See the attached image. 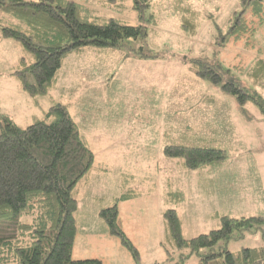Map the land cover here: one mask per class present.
<instances>
[{"label": "rangeland", "instance_id": "374dc122", "mask_svg": "<svg viewBox=\"0 0 264 264\" xmlns=\"http://www.w3.org/2000/svg\"><path fill=\"white\" fill-rule=\"evenodd\" d=\"M76 1L86 5L98 22L113 18L141 24L148 33L117 49L91 46L68 54L42 96L25 92L13 74L18 69L15 55L28 54L19 42L0 39V119L8 116L23 128L44 118L59 101L94 153L93 168L75 189V215L115 203L122 212L126 207L124 234L139 228L142 234L135 238L147 240L145 247L132 242L141 264L155 260L162 264L169 255H179L173 239L164 235L166 208H177L186 239L217 229L215 212L237 218L264 216V117L251 101L239 106L234 96L196 77L191 63L194 59L221 63L228 69L227 77L264 98V74L253 73L258 58L259 69L264 70V0H139L150 5L143 7L141 18L133 9L134 0ZM185 2L197 11L192 33L183 29L173 8ZM243 10L255 32L227 36L236 13ZM151 13L155 24L147 21ZM166 144L214 146L224 149L228 158L217 168L192 171L181 160L163 155ZM123 195L125 200L117 202ZM178 195L182 201L175 208ZM79 222L85 235L99 243L101 256L108 249L116 251L114 241L126 250L121 237L104 236L101 224L91 217ZM118 223L123 228L119 216ZM259 231L235 232L226 247L234 252L264 248ZM155 236L164 246L158 252L151 242ZM119 257L125 264L121 252ZM104 258L102 264H108ZM113 259L109 264H118Z\"/></svg>", "mask_w": 264, "mask_h": 264}, {"label": "trees", "instance_id": "16d2710c", "mask_svg": "<svg viewBox=\"0 0 264 264\" xmlns=\"http://www.w3.org/2000/svg\"><path fill=\"white\" fill-rule=\"evenodd\" d=\"M99 1L108 4L115 0ZM148 6L134 0L133 9L141 18L143 7ZM173 8L183 29L192 33L197 11L187 2ZM89 11L76 0H0V12L5 16L0 18V39L19 42L28 54L20 57L13 73L25 92L46 95L63 59L74 51L91 46L117 49L148 33L147 26L141 24H122L113 18L98 22ZM243 12L236 13L227 36L241 38L255 32ZM154 18L151 13L148 23L155 24ZM191 63L196 77L234 96L239 106L251 101L264 117V98L227 77L228 69L221 63L205 59ZM261 64L258 58L255 75L264 74L259 69ZM44 113V118L23 128L8 116L0 119V264H102L96 258L72 256L78 206L74 193L78 182L93 168L94 153L61 102H54ZM162 153L166 158L181 160L192 171L217 168L228 158L224 149L188 144H166ZM125 198L123 195L117 202ZM176 198L177 204L182 201L181 195ZM99 215L110 234L121 237L125 249L139 263L138 250L118 223L117 204L99 210ZM163 217L179 255H169L162 264H185L193 256L198 264H264L262 247H242L238 252L226 247L235 232L242 235L245 230H252L251 234L260 230L264 240V216L222 215L217 229L189 239L181 234L176 209L166 208Z\"/></svg>", "mask_w": 264, "mask_h": 264}, {"label": "crops", "instance_id": "0c3cea01", "mask_svg": "<svg viewBox=\"0 0 264 264\" xmlns=\"http://www.w3.org/2000/svg\"><path fill=\"white\" fill-rule=\"evenodd\" d=\"M19 59H20V56L19 55H15L14 62L16 64H18ZM121 201H124V200H121ZM178 204H181V203H178ZM178 204L177 203L175 204V208L177 207L176 205H178ZM117 208H118L119 222H120L121 226L123 227L122 229L124 230V224H125L124 220L129 215L127 214L126 207H123L122 208V210H124V212H122L119 207H117ZM176 210H177V208H176ZM216 214L218 216L223 215V214H218L217 212H215L213 214L212 218L218 217ZM162 215H163V213H162ZM86 216L91 217L93 220H95L96 222H98L99 224H101V226L103 228V235L104 236H108V235L111 236V234L109 232V229L107 227L106 222H104V220L99 215V210H97V212L93 211L92 214H88V215H84V214H81V215H77L76 214L75 215V213H74L75 226H76V234H75V239H74V243H73V247H72V256L74 258H77V259H81V258H96V259H99L102 263H104V259H105L104 257H106V259L108 261V264H109V263H111V261H115L113 258L116 257V260H118V264H120V257H119V255H120V252H121L122 259L124 258L125 264H141V259H140V262L139 263H136L132 259V257H130L131 255L129 254L130 255L129 256L127 254V252H128L127 250L123 251V249L122 250L119 249L118 246H120V245H119V243L117 241H114V243H115V250H116L115 252H112V251H110L108 249L107 252H106V256H104V257L101 256V251H99V247L96 248V245L99 244V243H96V240L94 241L91 236L85 235V232L83 230V225L84 224H83V222H81V224L79 222V220H82L83 217H86ZM236 217H238V216H236ZM179 218H180V216H179ZM217 220H218V218H217ZM163 222H165L164 217H163ZM139 232L142 234V229H139L138 228L137 230H134V231H132L130 233L127 231L125 234L130 239L131 242L139 245V247H145V243L147 241L146 239H144L142 237H139L138 240H137L135 238V237L138 236ZM167 234L169 235V232H168L167 229H165L164 230V235L167 236ZM258 238H259V236H258ZM151 242L154 245H157L156 246V248H157L156 251L157 252H158V250H160L161 247L164 248L161 240H159V238L157 236L152 237L151 238ZM95 249H98V250H95ZM138 252H139V250H138ZM191 258H193V257H191ZM191 258H189V259H191ZM191 260H187L185 262V264H198L196 259H191ZM154 263L157 264L159 262H157V260H155L154 262H152V264H154Z\"/></svg>", "mask_w": 264, "mask_h": 264}]
</instances>
